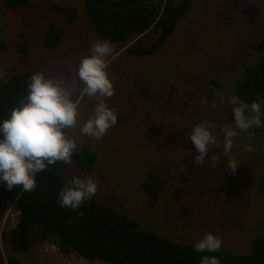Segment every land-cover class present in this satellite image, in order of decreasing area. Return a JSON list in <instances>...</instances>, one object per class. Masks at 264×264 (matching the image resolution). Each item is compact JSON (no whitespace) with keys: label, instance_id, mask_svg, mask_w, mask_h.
<instances>
[{"label":"rangeland","instance_id":"obj_1","mask_svg":"<svg viewBox=\"0 0 264 264\" xmlns=\"http://www.w3.org/2000/svg\"><path fill=\"white\" fill-rule=\"evenodd\" d=\"M73 6L77 15L67 22L54 6ZM83 0H27L22 8H7L0 0V83L25 71L62 80L75 99L83 88L76 71L93 42L101 38L89 24ZM50 23L64 34L53 49L43 35ZM147 31L127 41L110 43L107 68L114 95L106 102L118 115L117 124L97 140L81 135L80 125L97 101H81L82 118L69 134L77 148L87 145L96 155L89 172L72 161L55 163L68 182L73 175L98 181L94 200L134 220L139 227L169 240L192 245L211 232L223 241L219 251L247 253L254 237L264 238V135L239 132L233 148H222V128L233 123L234 82L246 67L264 60V0H194L175 30L153 54L135 56L128 46L151 44ZM23 42L27 51L19 53ZM264 120V110H262ZM213 121L217 145L206 163L188 139L195 124ZM251 144L253 151H245ZM215 156L213 164L211 157ZM239 165L232 174L228 161ZM230 188L227 198L217 191ZM18 218L14 201L0 198V263L15 256L24 264H108L75 253L61 254L54 238L40 225L29 228L25 246L8 236Z\"/></svg>","mask_w":264,"mask_h":264},{"label":"trees","instance_id":"obj_2","mask_svg":"<svg viewBox=\"0 0 264 264\" xmlns=\"http://www.w3.org/2000/svg\"><path fill=\"white\" fill-rule=\"evenodd\" d=\"M194 0H83L89 24L101 40L110 43L127 41L151 31L155 40L145 46H128L126 51L135 56L153 54L166 42L175 30L180 18L192 6ZM27 0H3L7 8H22ZM67 22L74 21L77 9L73 6H57ZM64 28L50 23L43 35L45 49L55 48L61 41ZM19 53L27 51L23 42L16 45ZM33 72L25 71L0 83V122L10 116L11 110L25 99ZM234 94L247 103L257 96L264 98V60L246 67L242 78L233 85ZM264 110V107H262ZM230 118L233 114L230 112ZM264 135V127L253 129ZM96 155L87 145L74 151L73 165L81 171L93 169ZM37 187L32 192H22L20 186L9 190L0 181V198L14 201L18 218L8 232L18 247L25 246L30 227L40 225L54 238V245L64 255L75 253L84 259L108 264H200L204 255L216 256L220 264H264V238L254 237L247 253L218 251L198 253L192 245L164 238L151 230L139 227L134 220L116 213L104 203L93 198L79 209L61 207L58 194L68 181L56 172L55 165L35 174ZM264 185L260 181L259 188ZM217 191L227 198L230 188L219 185ZM82 213V215L80 214ZM24 264L15 256H8L5 263Z\"/></svg>","mask_w":264,"mask_h":264},{"label":"clouds","instance_id":"obj_3","mask_svg":"<svg viewBox=\"0 0 264 264\" xmlns=\"http://www.w3.org/2000/svg\"><path fill=\"white\" fill-rule=\"evenodd\" d=\"M90 55L82 57L76 78L83 84L80 94L73 99L70 90L62 80L45 77L43 73H34L28 85L25 99L11 110L10 116L0 122V181L11 190L20 186L22 192H32L37 187L35 174L50 165L64 162L70 164L74 151L77 150L76 139L69 134L77 127L82 118L79 111L85 96L97 101L91 116L80 127L81 135L101 139L117 124V113L108 106L106 100L114 95V85L108 77L107 68L111 61L107 59L113 53L108 40L94 41ZM232 105L233 123L222 128V148L225 153L233 148L234 138L239 132L253 136L252 129L264 127L262 107L264 98L257 96L250 104L239 96L228 97ZM213 121H204L193 126L189 140L198 153L194 157L196 166L206 163L210 149L217 145L216 136L211 129ZM245 151H253L249 143ZM215 163V156L211 158ZM238 163L228 161L232 174L236 173ZM98 191V181L92 176L73 175L60 190L58 203L61 207L76 210L87 200H91ZM82 215V213H80ZM223 241L211 232L195 241L193 248L198 253L218 252ZM200 264H220L216 256L204 255Z\"/></svg>","mask_w":264,"mask_h":264}]
</instances>
